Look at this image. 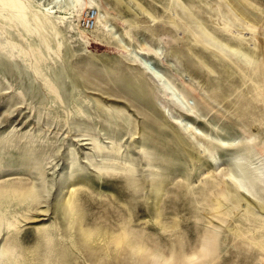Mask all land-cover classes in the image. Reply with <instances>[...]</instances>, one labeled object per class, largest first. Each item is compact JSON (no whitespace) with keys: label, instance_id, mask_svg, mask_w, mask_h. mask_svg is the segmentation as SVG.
I'll return each instance as SVG.
<instances>
[{"label":"rangeland","instance_id":"obj_1","mask_svg":"<svg viewBox=\"0 0 264 264\" xmlns=\"http://www.w3.org/2000/svg\"><path fill=\"white\" fill-rule=\"evenodd\" d=\"M18 1L0 264H264V0Z\"/></svg>","mask_w":264,"mask_h":264},{"label":"bare ground","instance_id":"obj_2","mask_svg":"<svg viewBox=\"0 0 264 264\" xmlns=\"http://www.w3.org/2000/svg\"><path fill=\"white\" fill-rule=\"evenodd\" d=\"M23 1V0H22ZM0 8L1 9H5V10H9V11H12L11 13H15L12 14L14 16L10 17V21H13V22H16L18 25H19V28L26 32V33H30L29 30L27 29V26L29 25L27 23V13L24 9V6L23 4L21 5L20 2L18 0H0ZM3 11V10H2ZM44 17L45 18H49L50 16V13L49 12H46V13H43ZM96 17L98 19V15L96 14ZM96 20V18H95ZM31 21V20H30ZM98 22V21H97ZM28 24V25H27ZM30 29V28H29ZM35 35V34H34ZM32 36V35H31ZM144 66V65H143ZM145 71H147L145 69ZM148 72V71H147ZM145 72L146 74L150 75L153 79H155V81L157 80L158 81V77L156 75V77L154 76L155 73L153 71L151 72ZM235 200V199H234ZM240 201V200H239ZM232 202V201H231ZM236 202V201H235Z\"/></svg>","mask_w":264,"mask_h":264},{"label":"built area","instance_id":"obj_3","mask_svg":"<svg viewBox=\"0 0 264 264\" xmlns=\"http://www.w3.org/2000/svg\"><path fill=\"white\" fill-rule=\"evenodd\" d=\"M96 18L94 10H89L86 12L84 19L82 20V25L84 28H91Z\"/></svg>","mask_w":264,"mask_h":264},{"label":"water","instance_id":"obj_4","mask_svg":"<svg viewBox=\"0 0 264 264\" xmlns=\"http://www.w3.org/2000/svg\"><path fill=\"white\" fill-rule=\"evenodd\" d=\"M141 68V67H140ZM148 73V72H147ZM154 78V77H153Z\"/></svg>","mask_w":264,"mask_h":264}]
</instances>
